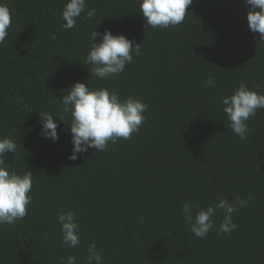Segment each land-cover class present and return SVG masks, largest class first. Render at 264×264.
<instances>
[{"label":"trees","instance_id":"16d2710c","mask_svg":"<svg viewBox=\"0 0 264 264\" xmlns=\"http://www.w3.org/2000/svg\"><path fill=\"white\" fill-rule=\"evenodd\" d=\"M64 2L0 0L11 16L0 44V138L17 145L5 153L9 170L33 178L27 215L0 225V264H60L68 255L86 264L90 243L103 264H264V108L241 139L221 105L241 82L264 94V40L249 30L244 0H193L167 28L147 27L139 0H86L70 30ZM106 28L141 43L140 54L98 79L85 64L88 34ZM75 81L146 103L139 131L69 159L71 117L60 100ZM39 111L54 116L57 140L41 135ZM221 197L247 201L233 213L237 228L218 232V210L215 228L196 237L184 204L196 210ZM68 210L79 224L75 248L56 218Z\"/></svg>","mask_w":264,"mask_h":264},{"label":"clouds","instance_id":"9594fccd","mask_svg":"<svg viewBox=\"0 0 264 264\" xmlns=\"http://www.w3.org/2000/svg\"><path fill=\"white\" fill-rule=\"evenodd\" d=\"M247 5L246 20L248 28L253 33H259L264 40V0H244ZM193 0H139L138 10L142 13L147 27L167 28L184 21L188 6ZM86 0H65L62 7V27L73 29L77 18L85 12ZM88 18L96 15L95 9H88ZM11 24L9 7L0 3V44L8 35ZM91 41L85 56L86 65L91 66L90 73L98 79L120 74L127 64L133 60V53L140 54L141 43H135L125 35L113 34L110 29L102 33L94 29L88 34ZM55 39V36L52 37ZM206 83L213 86V81L206 78ZM63 112L70 114L69 132L71 135L72 152L69 159L76 160L78 153H85L89 148L95 152L104 151L109 142L116 143L118 139H130L139 131L145 121L144 113L148 105L131 95L121 98L116 92L106 88H91L88 83L75 81L67 89V94L60 100ZM222 111L228 119L229 127L241 139H246L249 131L247 121L258 109L264 108V94L249 88L241 82L232 92L221 98ZM41 135L53 141L59 138L58 124L54 116L39 111ZM61 121H64L60 117ZM65 122V121H64ZM16 143L8 137L0 138V225L14 224L27 215V206L31 203L32 172L10 171L5 160V153H15ZM247 201L236 197L234 201L219 198L215 205L199 207L193 210L187 203L182 212L185 222L196 237H205L215 228L212 217L218 210H223V219L217 229L220 233H229L237 228L232 216L240 207H245ZM60 224L62 242L69 248L80 245V230L74 211H61L57 214ZM60 264H77V258L68 255L61 257ZM86 264H103V256L97 250L95 243L87 248Z\"/></svg>","mask_w":264,"mask_h":264}]
</instances>
